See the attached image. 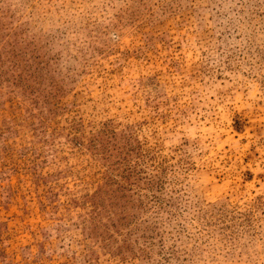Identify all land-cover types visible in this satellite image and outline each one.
<instances>
[{
	"label": "rangeland",
	"instance_id": "374dc122",
	"mask_svg": "<svg viewBox=\"0 0 264 264\" xmlns=\"http://www.w3.org/2000/svg\"><path fill=\"white\" fill-rule=\"evenodd\" d=\"M0 264H264V0H0Z\"/></svg>",
	"mask_w": 264,
	"mask_h": 264
}]
</instances>
